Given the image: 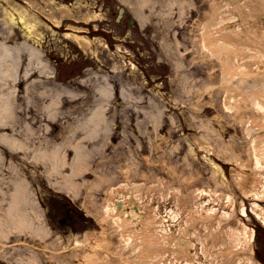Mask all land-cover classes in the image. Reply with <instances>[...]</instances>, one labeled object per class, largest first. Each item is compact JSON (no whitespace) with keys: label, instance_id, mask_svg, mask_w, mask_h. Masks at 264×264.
<instances>
[{"label":"rangeland","instance_id":"374dc122","mask_svg":"<svg viewBox=\"0 0 264 264\" xmlns=\"http://www.w3.org/2000/svg\"><path fill=\"white\" fill-rule=\"evenodd\" d=\"M230 2L235 8L227 7ZM120 6L125 17L116 23ZM131 6L122 0H0V46L18 57L15 76L3 87L4 94L13 92L16 115L0 125V231L12 176L26 187L18 212L35 218L33 227L22 224L20 232L10 229L7 237L0 232V264H86L85 259L138 264L148 260V249L158 248V241L168 259L190 256L187 230L180 236L174 226L162 240L153 226L150 237L146 228L155 218L150 208L156 209V219L189 224L183 227L201 234L203 218L215 232L223 231L219 244L232 247L220 217L227 195L234 196L237 214L228 224L239 220L254 230V256L263 261L264 224L250 212L239 215L238 202L257 174L249 136L264 131L261 123L250 131L241 123L264 116L250 98L232 112L224 107L218 87L225 57L212 56L201 40L208 27L220 35L214 23L224 9L243 14L240 37L247 51L228 60L240 65L246 56V69L255 72L243 81L235 77L233 87L247 90L248 97L264 94L263 0H149L142 7L148 15L142 25L127 21L134 19ZM225 22L230 33L233 20ZM27 47L40 52L45 68L29 61ZM94 110L101 119L91 130ZM11 138L25 146L18 148ZM47 142L63 150L66 161L58 171L48 170L33 154ZM78 151L83 161L77 169ZM209 159L219 162L222 174L214 172ZM135 183L142 193L135 202L141 211L131 228L118 229L106 203L131 192L126 184L131 189ZM172 187L182 195L176 221L168 211L176 210ZM196 189L208 195L217 191L221 200L194 198ZM212 206L216 211L210 218L204 213ZM127 233L134 238L129 244L123 240Z\"/></svg>","mask_w":264,"mask_h":264},{"label":"bare ground","instance_id":"6f19581e","mask_svg":"<svg viewBox=\"0 0 264 264\" xmlns=\"http://www.w3.org/2000/svg\"><path fill=\"white\" fill-rule=\"evenodd\" d=\"M149 0H125V3L133 4L135 5V14L138 17V22L142 25L144 22H146L147 19V14L143 11L142 7L146 5V3ZM127 3V4H128ZM264 3V0H263ZM237 4V1L236 3ZM228 8H235L233 3L227 4ZM225 13L222 16L220 14L219 16V21H217L215 24V28L218 29L219 36L217 37L214 34L215 29L207 28V30L203 31L201 40H202V47L205 49H208L210 54L212 56H221V54L225 57V62L223 63V67L221 68V78L220 80L222 83L219 84L218 90L223 91L224 93V99H223V105L224 107L229 111L232 112L233 110H236L238 108V104L241 102H247V99H251L255 106L258 108V113L262 116H264V94L257 92H252L250 94V97L246 96L245 91L243 88L242 89H235L233 85L236 81L239 80H244L245 77H252V72L251 69L248 68V70L245 67V57L243 56L242 63L240 64L242 66V69H239V63L235 66H231L229 64V58L232 57L233 55L235 57L239 58V55H244L245 50L247 51L246 44H244L245 47L242 46V43L244 42L240 36L242 34L241 29L243 27L244 23V17L243 14H238L234 9L233 12H229L227 9H224ZM232 15V16H231ZM230 16V17H228ZM231 19L233 20V23L231 25L232 30L230 33L226 30L228 29L229 25L225 22L226 19ZM216 19V18H215ZM248 24L247 26H251V22L249 20L246 21ZM262 23V22H260ZM264 26V22L262 24ZM27 29V35H30L31 30L29 28ZM263 34H264V28H263ZM216 38V39H215ZM264 39V38H263ZM38 42V40H36ZM160 46V44H159ZM27 52H28V58L29 61L36 62L39 68H45L47 64L43 63V59L40 55V52L36 50L35 48H29L27 47ZM161 48V47H160ZM236 54V55H235ZM259 54L258 53H253V57L257 58ZM18 57L16 56L15 53H13L11 50L6 49L3 46H0V125L5 123L8 118H13V115H16V105H15V98H13L12 94L13 92H3V87L5 85L6 79L7 78H12L15 76L16 68H17V60ZM219 61H221L223 58H217ZM241 59V58H240ZM29 62L28 64L32 63ZM247 66V65H246ZM233 67V68H232ZM244 68V69H243ZM254 70V69H253ZM29 71V68H27L26 72ZM237 77L236 81L233 80ZM210 79V77L208 78ZM239 84V85H238ZM237 85L240 87V83ZM213 88V87H212ZM216 88V87H215ZM241 88V87H240ZM2 90V91H1ZM68 90V89H66ZM213 90V89H212ZM238 90L244 92L242 94H238L241 92H238ZM217 91V89H216ZM70 94H72L71 91H69ZM260 109V110H259ZM222 115V114H221ZM16 118V117H15ZM14 118V120H16ZM91 122H93V128H90L91 130L96 129L99 120L101 119L100 117V112L97 110H94V112L91 114V118H89ZM230 119V118H229ZM227 118V120H229ZM241 123V122H240ZM246 124L241 123V125L244 126V129H247L248 131L252 130L251 127H257L260 123L264 127V119H254L251 118L249 121H246ZM252 125V126H251ZM73 128V126H72ZM264 131L262 133H259L258 136L255 138L249 136V140L251 142V150L253 154V161H254V166L257 168L256 169V175L253 176L252 181L250 182L249 188H246L244 191V198L240 199L238 202L239 206V215L243 217L248 216V212L254 214V216L259 219L263 224H264V206L262 205L264 203V137H262ZM57 135V134H56ZM55 135V137H56ZM77 134H72V137H75ZM0 139H2V136L0 135ZM81 139V138H79ZM78 139V140H79ZM12 144H15L18 146V148L25 146V143L19 139H9ZM76 141V137L74 138ZM78 140L76 142H78ZM75 142V143H76ZM51 145L50 142H47V147H42V149H37L38 151H34L33 154L38 155L37 158L42 159L46 166L47 169H51L53 171H58L63 167V164L65 163V156L63 153V150H59V146ZM79 147H82V145H79ZM201 149V148H199ZM198 149L194 150L192 148V151L196 154ZM206 150H212V148H209L206 146ZM26 151V150H25ZM201 151V150H200ZM33 152V151H32ZM36 152V153H35ZM83 152L78 151L77 154L75 155V167L81 168L82 167V157H83ZM1 160V157H0ZM209 163L212 164V166L215 168L214 172H220L221 170V165L217 160L215 159H209ZM259 170V172H257ZM222 171V170H221ZM222 174V172H220ZM12 180V191L9 193H6V191H2L3 193H6V195H10V203L6 205V207L3 209L4 212V219H6L4 226L1 227L2 236H6L11 233L10 229H14L15 231H21V226L23 224V227L27 226H34V220L35 218H31V215L27 213L25 214L24 211L18 212V205L21 203V200L25 198L24 196V190H25V184L18 178V176L11 177ZM129 186V190L131 192L129 193H123L121 197H119L116 200H108L107 205L105 206V211L110 213L114 218H113V223L117 224L118 229H125V227L130 225V228L133 226V223L137 220L136 216L139 215L141 207L135 204L137 200L139 201L141 199V191L139 184H134L131 189L130 185L126 184V187ZM174 187H172L173 189ZM170 190V189H169ZM196 189L193 193L194 198H202L203 195H208L204 189H200L197 191ZM174 207L175 211L172 209H169V214L171 215V219L175 218V221L178 220V202L181 198V192L178 190V188H174ZM213 196L215 199H213ZM208 200L207 202H213L217 204L221 199V195L218 194L217 191L214 192L213 194L208 195ZM212 199V201H211ZM249 201L248 203H246ZM147 201V203H149ZM202 204V201H201ZM146 206V204H145ZM149 206V204H148ZM248 206V208H247ZM155 208H150V212L155 216L154 219L149 220L147 226V231L149 232L150 237L153 236L152 228L155 226V230L158 235L164 240V234L173 229L175 231V227L177 226L178 234L182 236L183 234L186 235L185 230L188 231L189 239L187 238V243L189 246H191L190 249V256L182 253L180 255V259H168L166 258V254H164V251L159 249L162 247V243L158 241L154 246L158 248L154 249H148V252L150 255L146 256L148 260L146 259L145 262H141L138 264H227L230 263L228 262V259H232L233 261L230 264H264V257L263 261H257L256 257L254 256V248L252 245V239L254 237V230L252 228H248L247 225L244 222L237 221V224L235 226H230L228 224L229 220L231 218L237 217L236 210H235V198L232 195H227L225 197V201L223 202L221 212H220V217L225 220L224 228L225 232L228 237V243L229 240L233 242V246L230 247L229 245L223 246L224 243L219 244V241L217 239L219 238V234H222L223 231H217L214 230L215 228H211V226L208 224L207 221H204V219H201V224L203 225L204 229V234H201L197 232V230H192L190 227H187L189 224H182L179 222L176 225H171L169 220H164L163 218L160 217V219H156V214ZM200 210H204L203 206L201 207ZM215 207L212 206L211 208L205 209V215L207 217H213L215 213ZM156 213V212H155ZM189 213V212H188ZM190 214V213H189ZM21 215V216H19ZM203 214H200V216ZM177 217V218H176ZM180 219V218H179ZM189 219V218H188ZM190 220V219H189ZM188 220H186L187 222ZM192 222H190L191 224ZM222 222L217 221V226H220ZM119 224V225H118ZM185 225V227H183ZM171 226V227H170ZM35 228V227H34ZM137 228V226H135ZM196 228V227H195ZM221 229V227L219 228ZM30 230V229H29ZM123 231V230H122ZM215 232V233H214ZM213 234V235H212ZM158 235L154 236L157 237L156 240H158ZM216 239L214 241L211 236ZM129 233L124 235L123 240L129 244L134 240V238L130 237ZM160 240V238H159ZM78 243V240H76ZM164 243V241H163ZM226 243V242H225ZM154 244V243H152ZM149 245V244H148ZM151 246V245H149ZM236 248V249H235ZM195 249V250H194ZM168 257V256H167ZM93 259H85V262L89 264H93ZM105 260L107 259H101V262L99 264H106ZM98 261V260H97ZM86 263V264H87ZM133 264H137V262H134Z\"/></svg>","mask_w":264,"mask_h":264},{"label":"flooded vegetation","instance_id":"af4514ba","mask_svg":"<svg viewBox=\"0 0 264 264\" xmlns=\"http://www.w3.org/2000/svg\"><path fill=\"white\" fill-rule=\"evenodd\" d=\"M125 17V16H122V18Z\"/></svg>","mask_w":264,"mask_h":264}]
</instances>
